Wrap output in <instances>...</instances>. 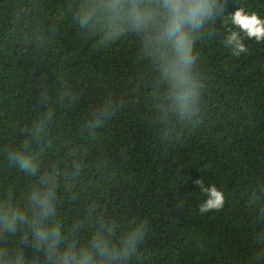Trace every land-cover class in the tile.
I'll return each instance as SVG.
<instances>
[{
    "label": "trees",
    "instance_id": "trees-1",
    "mask_svg": "<svg viewBox=\"0 0 264 264\" xmlns=\"http://www.w3.org/2000/svg\"><path fill=\"white\" fill-rule=\"evenodd\" d=\"M80 2L0 0V193L22 200L38 183L8 165L6 149L26 147L54 175L60 218L80 221L83 240L101 216L117 235L147 219L131 264H264V41L241 34L247 52L234 56L223 42L233 26L217 20L196 46L200 122L165 142L137 39L101 46L74 20ZM218 2L222 20L241 6L264 19V0ZM102 104L113 115L90 129ZM197 179L223 191L221 210L199 212Z\"/></svg>",
    "mask_w": 264,
    "mask_h": 264
},
{
    "label": "clouds",
    "instance_id": "clouds-1",
    "mask_svg": "<svg viewBox=\"0 0 264 264\" xmlns=\"http://www.w3.org/2000/svg\"><path fill=\"white\" fill-rule=\"evenodd\" d=\"M223 15L218 0H81L74 20L85 35H99L101 46L128 36L137 39L139 53L154 76L157 131L161 141L171 142L179 139L181 129L200 122L204 83L196 46L216 34L217 20L233 26L225 28L223 42L234 56L247 52L241 34L264 41V19L257 13L241 6L227 20H222ZM112 115L108 106H98L91 115L90 129ZM34 128L38 138L42 125ZM6 151L9 167L38 177V183L22 200L11 191L0 193V264H131L137 257L147 219L117 235V226L101 216L85 241L80 221L68 228L60 218L54 175L41 174L26 147ZM76 170L78 174L79 165ZM194 183L206 197L199 204L201 214L224 207L221 189L203 179Z\"/></svg>",
    "mask_w": 264,
    "mask_h": 264
}]
</instances>
